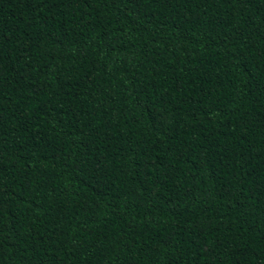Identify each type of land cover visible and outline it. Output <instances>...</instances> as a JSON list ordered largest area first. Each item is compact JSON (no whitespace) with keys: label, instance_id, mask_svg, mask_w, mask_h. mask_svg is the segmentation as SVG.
Returning a JSON list of instances; mask_svg holds the SVG:
<instances>
[{"label":"trees","instance_id":"1","mask_svg":"<svg viewBox=\"0 0 264 264\" xmlns=\"http://www.w3.org/2000/svg\"><path fill=\"white\" fill-rule=\"evenodd\" d=\"M0 264H264V0H0Z\"/></svg>","mask_w":264,"mask_h":264}]
</instances>
